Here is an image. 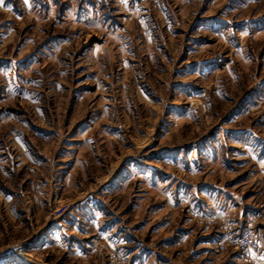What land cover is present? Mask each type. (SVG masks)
I'll list each match as a JSON object with an SVG mask.
<instances>
[{"label": "rangeland", "instance_id": "1", "mask_svg": "<svg viewBox=\"0 0 264 264\" xmlns=\"http://www.w3.org/2000/svg\"><path fill=\"white\" fill-rule=\"evenodd\" d=\"M263 209L264 0H0V264H264L204 227Z\"/></svg>", "mask_w": 264, "mask_h": 264}, {"label": "built area", "instance_id": "2", "mask_svg": "<svg viewBox=\"0 0 264 264\" xmlns=\"http://www.w3.org/2000/svg\"><path fill=\"white\" fill-rule=\"evenodd\" d=\"M254 215L248 217L244 222L238 233H234L232 227H227V225H222L215 219L211 218L209 221H205L204 227L206 229H211L215 224H218L220 230L225 233V239L219 242H214V247L218 251H225L228 245H234L236 250L245 262L251 260V255L253 250L258 246L257 240V226L258 220L264 223V209L259 213H253ZM202 223V222H201Z\"/></svg>", "mask_w": 264, "mask_h": 264}]
</instances>
